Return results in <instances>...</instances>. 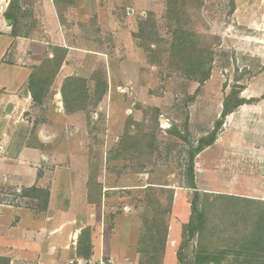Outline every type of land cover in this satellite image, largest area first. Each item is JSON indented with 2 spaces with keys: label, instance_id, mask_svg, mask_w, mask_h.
Masks as SVG:
<instances>
[{
  "label": "rangeland",
  "instance_id": "obj_1",
  "mask_svg": "<svg viewBox=\"0 0 264 264\" xmlns=\"http://www.w3.org/2000/svg\"><path fill=\"white\" fill-rule=\"evenodd\" d=\"M231 1L183 0L181 8L185 13L179 21L196 33L200 44L208 45L213 52L210 76L200 84L179 71L175 57L164 51L178 21L175 7L169 6L168 0H93L95 6L101 5L99 17L94 15L82 22L85 31L75 29L73 35L81 41L87 39L84 43L89 48L106 55L108 49L114 50L110 54L118 62H127L130 57L139 60L140 52L146 58L141 63V72L137 70L139 75L134 74L131 64L115 65L122 86L127 75L129 85L134 86L131 91L146 92L119 99L120 103L124 101L121 106L125 110L120 112L115 105L110 106L109 118L103 104L101 111L87 113L84 119L91 126L87 134L83 132L84 152L73 146L71 163L83 164L87 153L89 166L98 164L101 186L110 185L112 189L105 194L103 208L95 210L96 216L88 226L92 230V233L88 231L89 236L94 235L96 239L93 238L96 243L92 244L91 253L98 252L106 236L108 255L114 264H193L198 252L221 255L218 262L203 264H248L249 257L258 258L255 264H264V244L255 251L247 242L264 212V205L253 200L206 194L196 189L203 227L192 236L187 235L192 213L190 202L195 193L185 178L189 151L197 147L199 139L209 135L217 120H222V124L216 128L214 145L207 147L210 154L258 151L264 155V0H234L233 10ZM107 11L115 15L118 29L115 36L107 29V24H112L108 23ZM149 17L156 22V31L162 40L153 56L157 63L149 59L143 47H138V40L137 47L134 44L133 48L139 54L134 55L129 44L139 20ZM58 33L59 29L57 36ZM232 90L239 91L238 96L245 102L222 117L223 100ZM110 91H116L115 87H110ZM122 119L137 136L126 143L121 140L124 127L121 132L106 133L108 121L114 125L118 122L120 127ZM166 122L169 126L162 128L161 124ZM106 134L112 137L107 143ZM207 159L202 156V164L221 163ZM207 177L212 187L222 186L218 177ZM200 180L203 181L202 176ZM201 181L200 187H203ZM174 196L177 197L175 210ZM159 206L170 208L169 215L164 214L163 219L166 218L167 236L170 233L174 237L170 243L166 237L161 257L145 254V248L148 251L151 248L143 226V220H152ZM259 223L264 226V215ZM70 239V243L77 242V237Z\"/></svg>",
  "mask_w": 264,
  "mask_h": 264
},
{
  "label": "crops",
  "instance_id": "obj_2",
  "mask_svg": "<svg viewBox=\"0 0 264 264\" xmlns=\"http://www.w3.org/2000/svg\"><path fill=\"white\" fill-rule=\"evenodd\" d=\"M11 1L0 0V141L4 146L0 155V195L16 193L19 201L15 206L0 202V264H65L69 256L77 253L81 232L88 229L92 233L88 226L96 216L95 210L103 208L105 194L112 190L110 185L103 184L100 201L98 195L92 196L96 200H89L92 193L88 184L89 155L84 154L81 165L70 161L73 146L84 152L83 132L87 134L91 126L84 117L93 110L101 111L102 104L107 113L114 105L120 112L124 111L125 106H121L124 101L120 103L119 99L124 100L134 93L144 94L146 91H131L134 86L129 85L127 75H124L122 86L115 65L131 64L134 74L139 75L137 70L141 72V63L146 62V58L140 52L139 60L130 57L127 62H118L110 54L114 51L111 48L107 55L99 53L85 45L87 39L81 41L73 35L75 29L86 30L82 25L86 19L94 15L99 17L101 5L95 6L93 0H75L61 8V18L52 0H18L19 11L9 9ZM107 14L108 23H112L107 24V29L115 36L118 32L115 15L111 11ZM133 32L129 44L136 55L139 53L133 48L137 44ZM53 34L55 38H52ZM52 46L65 48L66 54L44 95L35 100L29 79L36 67L52 58ZM99 54L104 57L97 56ZM100 67L106 81L101 100L96 106L88 104L87 108L67 113L61 93L63 80L71 76L85 79L91 99L95 75L100 76ZM113 86L116 91H110ZM112 92L115 93L113 98ZM149 97L154 98L153 95ZM124 122L122 119L118 127V122L114 125L108 121L106 133L121 132ZM109 134L105 135L106 143L111 140ZM212 145L214 141L194 156L195 189H192H202L206 194L242 197L264 205V155L258 151L210 154L207 150ZM202 156L221 163L207 161L202 164ZM209 175L218 177L222 186L214 188L208 184L211 183ZM200 181L203 187H200ZM176 199L174 196L173 210ZM76 237L77 242L73 245L70 238ZM93 238L91 235V247L96 243ZM171 241L174 237L168 233L167 243ZM105 243L106 236L101 245L108 253Z\"/></svg>",
  "mask_w": 264,
  "mask_h": 264
},
{
  "label": "trees",
  "instance_id": "obj_3",
  "mask_svg": "<svg viewBox=\"0 0 264 264\" xmlns=\"http://www.w3.org/2000/svg\"><path fill=\"white\" fill-rule=\"evenodd\" d=\"M28 1L30 2V0ZM52 1L55 5L56 10L58 11L59 17L61 18V8H65L66 6L73 4L75 0ZM168 5H172V7H175V17H177L176 19H178V21L175 23V31L171 35V40L168 43V48L164 51H167L168 55L171 56V58L175 57V61L177 64L176 67L179 71L183 72L186 76H190L200 84L207 80L210 76L211 66L213 62V52L208 45L202 43L200 44L196 33L190 29L184 28L181 24V21H179L185 13V10L181 8L183 6V0H168ZM9 9L13 11H19V1L12 0L9 4ZM233 9L234 0L231 1V10ZM132 35L138 40L139 46L141 48L143 47L144 50L149 53V59H151L152 62L157 63L153 59V56L156 54L155 49L161 47L162 40L159 38L156 31V22L154 21V19H152V17H149L145 20H139L137 31L132 33ZM51 50L52 58L44 60L38 67H36L35 72L29 79L28 85L30 88V92L33 99L35 100L40 99L44 95L45 90H47L66 54V49L60 46H52ZM99 74L100 76L95 75L94 95L91 99L88 98L85 79L71 76L63 80L61 93L64 108L67 113L87 108L88 104L94 106L98 104L106 87V81L102 77L101 67L98 70V75ZM238 92L239 91L232 90L224 98L221 110L222 117L226 116V114L233 111L234 108L245 102L243 98H240L238 96ZM221 124L222 120H217V122L215 123V128L209 133V135L199 139L197 147L189 151L188 167L185 173V178L187 181L186 184L188 187L195 189L193 173V159L195 154L214 141L216 128H218ZM177 135H179L181 138H184V136H182L178 132ZM136 137V134L133 135V132L129 128V126L124 123V130L121 140L126 143L127 141H129V139ZM149 139L152 138L149 137ZM98 170V164H96V166L94 167L89 166L88 184L92 189V193L90 192L91 194H89V200L92 201L96 200V195H98V201H100L101 199L100 196L102 186L101 183L98 182ZM92 196H95V198H92ZM197 198L198 193L195 190L193 199L190 202L192 213L187 225L188 236H192L203 227V216L197 207ZM169 209V206H167V208H162L161 206H159L157 210L155 209V217L152 216V220H148L146 218L143 220V226L147 230L148 234V246H150L151 248L150 251L145 248L146 255L155 254V256L157 257L162 256L165 248V240L167 237V226L165 221L166 218L163 219V215L165 214L168 216L170 213ZM263 215L264 212L260 215V217H258L260 220H258V223H256L253 228L251 238L247 240V242L249 243V248L254 249L255 251L259 250L264 244V226L259 223L261 219H263ZM88 231V229H84L79 237L77 244V253L79 255L87 256L91 254V243ZM143 242H146V240H144ZM156 248L158 249L156 250ZM139 251L142 252L141 249ZM220 257L221 255L219 254L198 252L194 255L193 264H203L212 261L218 262ZM177 258L179 261L182 258L180 251L177 252ZM250 258L251 257H249L248 264H255L256 262H258V258Z\"/></svg>",
  "mask_w": 264,
  "mask_h": 264
},
{
  "label": "built area",
  "instance_id": "obj_4",
  "mask_svg": "<svg viewBox=\"0 0 264 264\" xmlns=\"http://www.w3.org/2000/svg\"><path fill=\"white\" fill-rule=\"evenodd\" d=\"M95 117L97 116L94 113ZM162 128L168 127V122L165 124H161ZM4 152L3 143L0 141V155ZM0 202L7 206H15L19 201V196L16 193L6 194L2 193L0 195ZM73 245L76 244L74 240L72 242ZM65 264H114V260L108 255L106 251H104L103 246H100L98 252H93L87 256L79 255L78 253H73L66 259Z\"/></svg>",
  "mask_w": 264,
  "mask_h": 264
}]
</instances>
